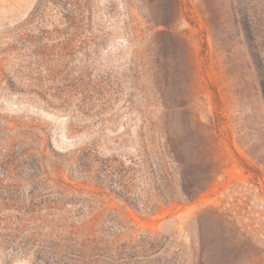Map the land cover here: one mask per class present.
<instances>
[{
	"label": "rangeland",
	"instance_id": "374dc122",
	"mask_svg": "<svg viewBox=\"0 0 264 264\" xmlns=\"http://www.w3.org/2000/svg\"><path fill=\"white\" fill-rule=\"evenodd\" d=\"M263 79L264 0H0V264H264Z\"/></svg>",
	"mask_w": 264,
	"mask_h": 264
},
{
	"label": "trees",
	"instance_id": "16d2710c",
	"mask_svg": "<svg viewBox=\"0 0 264 264\" xmlns=\"http://www.w3.org/2000/svg\"><path fill=\"white\" fill-rule=\"evenodd\" d=\"M260 87H261V91H262V95H263V100H264V79L263 80H261V82H260ZM177 154H172V156H171V160H172V163L174 164V165H180V163L178 162V160H177ZM123 190L124 191H126V189L125 188H123ZM202 191L200 190V191H198V193H197V195H199L200 193H201ZM127 193V192H126ZM196 195V196H197ZM196 196H194V198L196 197ZM188 197V196H187ZM121 198H123L124 200H125V198L124 197H122L121 196ZM194 198H188V199H190V201H192ZM125 202H126V200H125Z\"/></svg>",
	"mask_w": 264,
	"mask_h": 264
}]
</instances>
